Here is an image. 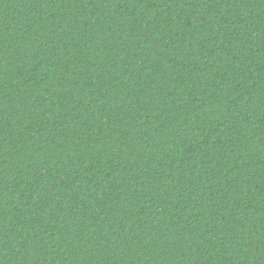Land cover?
Returning <instances> with one entry per match:
<instances>
[{"label":"trees","instance_id":"obj_1","mask_svg":"<svg viewBox=\"0 0 264 264\" xmlns=\"http://www.w3.org/2000/svg\"><path fill=\"white\" fill-rule=\"evenodd\" d=\"M0 264H264V0H0Z\"/></svg>","mask_w":264,"mask_h":264}]
</instances>
